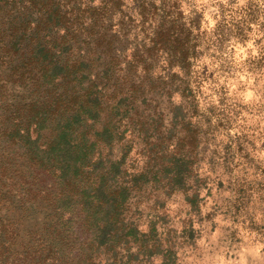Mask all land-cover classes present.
<instances>
[{
  "label": "trees",
  "instance_id": "obj_1",
  "mask_svg": "<svg viewBox=\"0 0 264 264\" xmlns=\"http://www.w3.org/2000/svg\"><path fill=\"white\" fill-rule=\"evenodd\" d=\"M166 2L158 11L154 0H134L125 11L126 0H0V264H97L101 254L141 264L135 254L123 261L117 247L161 250L155 221L139 233L127 202L147 187H183L186 148L197 142L181 107L168 105L172 127L163 126L178 77L165 81L152 70L161 51L187 68L190 47L183 25L167 20ZM133 10L145 33L149 16H160L145 36L150 45L129 39ZM183 130L176 152H167ZM136 136L149 157L140 174L126 167Z\"/></svg>",
  "mask_w": 264,
  "mask_h": 264
},
{
  "label": "clouds",
  "instance_id": "obj_2",
  "mask_svg": "<svg viewBox=\"0 0 264 264\" xmlns=\"http://www.w3.org/2000/svg\"><path fill=\"white\" fill-rule=\"evenodd\" d=\"M162 2L154 0L158 11ZM133 3L126 0L122 7L128 11ZM165 10L169 22L183 25L190 47L187 68L171 64L161 51L152 70L154 78L165 81L170 74L178 77L161 109L163 126L172 127L168 105L181 107L185 122L198 129L197 142L194 149L186 148L190 164L183 187L162 183L144 189L143 197L131 193L128 199L130 212L141 214L131 217L139 233H150L155 221L161 250L146 255L135 243L116 250L123 261L138 255L141 264H264V0H167ZM130 15L136 28L129 39L138 36L150 45L145 36L154 35L160 16H149L145 33L139 10ZM120 18L119 12L113 17L114 32ZM138 71L144 73L142 67ZM186 134L178 131L166 151L174 154ZM132 136L128 130L125 138ZM144 148L136 136L126 164L129 173L144 171L149 159ZM113 152L119 159L120 145ZM95 259L114 264L111 254Z\"/></svg>",
  "mask_w": 264,
  "mask_h": 264
},
{
  "label": "rangeland",
  "instance_id": "obj_3",
  "mask_svg": "<svg viewBox=\"0 0 264 264\" xmlns=\"http://www.w3.org/2000/svg\"><path fill=\"white\" fill-rule=\"evenodd\" d=\"M146 195V192L145 193H143L142 195H136V196H138V197H143V196H145ZM131 213V212H130ZM134 213V215L135 216H139V215H141L138 211L137 212H133ZM161 219H164V218H161Z\"/></svg>",
  "mask_w": 264,
  "mask_h": 264
}]
</instances>
